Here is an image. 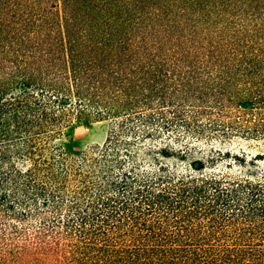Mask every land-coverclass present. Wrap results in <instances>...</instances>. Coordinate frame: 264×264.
Returning a JSON list of instances; mask_svg holds the SVG:
<instances>
[{
	"label": "trees",
	"instance_id": "16d2710c",
	"mask_svg": "<svg viewBox=\"0 0 264 264\" xmlns=\"http://www.w3.org/2000/svg\"><path fill=\"white\" fill-rule=\"evenodd\" d=\"M0 264H264V0H0Z\"/></svg>",
	"mask_w": 264,
	"mask_h": 264
},
{
	"label": "rangeland",
	"instance_id": "374dc122",
	"mask_svg": "<svg viewBox=\"0 0 264 264\" xmlns=\"http://www.w3.org/2000/svg\"><path fill=\"white\" fill-rule=\"evenodd\" d=\"M111 124L110 121H103L74 125L69 131V136L71 138V144L68 146L69 149L71 151H79L94 146H101L108 136ZM199 156L200 155H194V157Z\"/></svg>",
	"mask_w": 264,
	"mask_h": 264
}]
</instances>
